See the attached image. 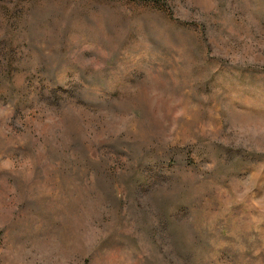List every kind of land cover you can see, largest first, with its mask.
Wrapping results in <instances>:
<instances>
[{
	"label": "rangeland",
	"instance_id": "1",
	"mask_svg": "<svg viewBox=\"0 0 264 264\" xmlns=\"http://www.w3.org/2000/svg\"><path fill=\"white\" fill-rule=\"evenodd\" d=\"M0 264H264V0H0Z\"/></svg>",
	"mask_w": 264,
	"mask_h": 264
}]
</instances>
